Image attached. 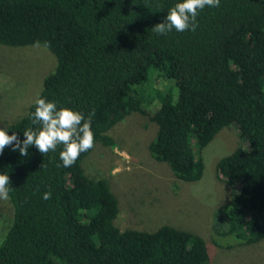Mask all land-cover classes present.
<instances>
[{"label": "trees", "instance_id": "obj_1", "mask_svg": "<svg viewBox=\"0 0 264 264\" xmlns=\"http://www.w3.org/2000/svg\"><path fill=\"white\" fill-rule=\"evenodd\" d=\"M177 2L0 0V44L42 45L55 55L39 97L85 118L94 112V146L115 147L111 129L148 112L157 125L150 152L180 180L202 179L203 150L235 125L246 145L217 162L233 196L215 213L212 229L258 243L264 239V0H220L199 11L195 32L158 35L152 28ZM34 102L0 127L21 140L25 130L39 129ZM93 148L69 168L59 159L62 145L45 156L35 145L27 156L4 149L0 174L9 176L14 215L0 264H209L205 239L192 231L122 230L110 183L83 166ZM45 192L51 199L42 198Z\"/></svg>", "mask_w": 264, "mask_h": 264}, {"label": "rangeland", "instance_id": "obj_2", "mask_svg": "<svg viewBox=\"0 0 264 264\" xmlns=\"http://www.w3.org/2000/svg\"><path fill=\"white\" fill-rule=\"evenodd\" d=\"M56 63L55 55L42 45L0 44V122L10 124L27 113ZM150 116L148 112L127 116L110 131L115 147L98 142L83 161L86 173L106 179L118 197L116 224L122 230L155 231L170 225L197 233L207 243L209 264H264V239L246 245L212 229L215 213L233 196V187L220 179L216 165L238 146L246 145L239 130L231 125L215 136L203 150L204 176L188 182L178 179L168 163L151 154L157 125ZM13 215L10 197L0 200V243Z\"/></svg>", "mask_w": 264, "mask_h": 264}, {"label": "clouds", "instance_id": "obj_3", "mask_svg": "<svg viewBox=\"0 0 264 264\" xmlns=\"http://www.w3.org/2000/svg\"><path fill=\"white\" fill-rule=\"evenodd\" d=\"M219 3L220 0H180L168 10L165 21L157 23L152 30L158 35H166L173 29L177 32H195L198 28L199 11L206 6L218 7ZM34 103L35 112L32 123L39 124V129L25 130L24 139L21 140L15 132L9 135L8 131L0 127V154L11 145L12 151H19L21 156H27L29 147L35 145L36 149L45 156L55 151L57 146L62 145L59 159L63 167L69 168L82 152H87L94 147L95 138L91 129L94 112L85 118L82 113L70 108L58 109L55 102L47 101L39 96ZM9 183V176L0 174V200L9 199ZM51 195V192H45L42 198L48 200L51 199Z\"/></svg>", "mask_w": 264, "mask_h": 264}]
</instances>
